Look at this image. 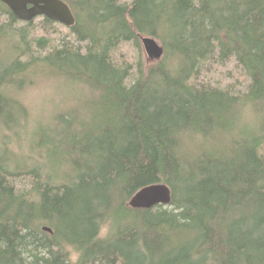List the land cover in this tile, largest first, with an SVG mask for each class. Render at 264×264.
Listing matches in <instances>:
<instances>
[{
  "label": "trees",
  "instance_id": "16d2710c",
  "mask_svg": "<svg viewBox=\"0 0 264 264\" xmlns=\"http://www.w3.org/2000/svg\"><path fill=\"white\" fill-rule=\"evenodd\" d=\"M63 1L71 39L0 1V264H264V0ZM40 75L72 93L32 119Z\"/></svg>",
  "mask_w": 264,
  "mask_h": 264
},
{
  "label": "water",
  "instance_id": "95a60500",
  "mask_svg": "<svg viewBox=\"0 0 264 264\" xmlns=\"http://www.w3.org/2000/svg\"><path fill=\"white\" fill-rule=\"evenodd\" d=\"M21 21H29L36 17L46 18L67 27L75 22L70 7L63 0H0ZM140 43L144 55L148 60L159 61L164 53L160 42L151 36H140ZM170 202V190L165 184H151L135 192L128 201L132 208H151L155 205H166ZM45 231L51 232L44 226Z\"/></svg>",
  "mask_w": 264,
  "mask_h": 264
},
{
  "label": "rangeland",
  "instance_id": "374dc122",
  "mask_svg": "<svg viewBox=\"0 0 264 264\" xmlns=\"http://www.w3.org/2000/svg\"><path fill=\"white\" fill-rule=\"evenodd\" d=\"M125 2H129L130 0H123ZM41 17H37L33 21L32 29L33 31L43 32L41 28L44 26L41 25ZM51 34L57 38H65L71 39L68 28L63 24H52L50 27ZM131 54L133 57L136 56V53H132L134 49L130 47ZM208 69L210 70V80L217 81L221 80L224 82H228L234 88H241L239 84H243L245 82V78L243 72L239 69V66L234 61H227L225 63H218L216 58H212L207 63ZM245 84V83H244ZM67 85L63 83L55 82V79L52 80L47 76L40 75L38 83L33 87L29 88L22 94L25 103L28 104L29 109L31 110V117L34 118V115H46L49 113L54 105L58 103L60 100L66 99L68 94ZM69 98V96H68ZM71 101H73V96L71 95ZM62 104V103H61ZM34 120H32L33 122Z\"/></svg>",
  "mask_w": 264,
  "mask_h": 264
},
{
  "label": "bare ground",
  "instance_id": "6f19581e",
  "mask_svg": "<svg viewBox=\"0 0 264 264\" xmlns=\"http://www.w3.org/2000/svg\"><path fill=\"white\" fill-rule=\"evenodd\" d=\"M209 67V66H208ZM239 89V88H238ZM260 118H261V116H260ZM258 121V120H257ZM257 125V124H256ZM258 126V125H257Z\"/></svg>",
  "mask_w": 264,
  "mask_h": 264
}]
</instances>
